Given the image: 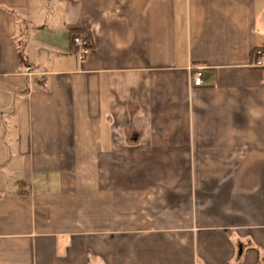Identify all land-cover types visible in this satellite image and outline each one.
I'll return each instance as SVG.
<instances>
[{"label": "crops", "instance_id": "obj_1", "mask_svg": "<svg viewBox=\"0 0 264 264\" xmlns=\"http://www.w3.org/2000/svg\"><path fill=\"white\" fill-rule=\"evenodd\" d=\"M258 48L264 0H0V264H264Z\"/></svg>", "mask_w": 264, "mask_h": 264}, {"label": "built area", "instance_id": "obj_2", "mask_svg": "<svg viewBox=\"0 0 264 264\" xmlns=\"http://www.w3.org/2000/svg\"><path fill=\"white\" fill-rule=\"evenodd\" d=\"M73 42L77 48V54L80 56V58H84L90 52L91 42L87 37L75 35L73 37ZM251 66L260 69L264 68V48L256 49L255 58L251 63ZM203 76V68H196L191 76V82L193 86H201L203 84Z\"/></svg>", "mask_w": 264, "mask_h": 264}, {"label": "trees", "instance_id": "obj_3", "mask_svg": "<svg viewBox=\"0 0 264 264\" xmlns=\"http://www.w3.org/2000/svg\"><path fill=\"white\" fill-rule=\"evenodd\" d=\"M20 43H21V45H20L19 55L21 56L22 61H24L25 51H23V48H24V46L26 47L25 40H21Z\"/></svg>", "mask_w": 264, "mask_h": 264}, {"label": "rangeland", "instance_id": "obj_4", "mask_svg": "<svg viewBox=\"0 0 264 264\" xmlns=\"http://www.w3.org/2000/svg\"><path fill=\"white\" fill-rule=\"evenodd\" d=\"M20 26H21V28H23V29L25 28V26H24V25H22V24H21ZM25 29H26V28H25ZM25 29H24V31L26 32V30H25ZM24 31L22 32V34L20 33V36H21V38L18 40L19 47H20V45H21V43H20V42H21V40H24V38H23V37H26V36H25V34H26V33H25ZM23 51H25V46H24V48H23Z\"/></svg>", "mask_w": 264, "mask_h": 264}]
</instances>
